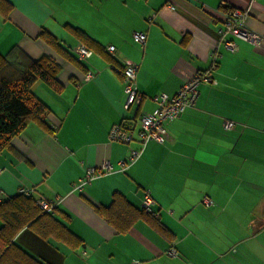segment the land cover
<instances>
[{
  "label": "crops",
  "instance_id": "obj_1",
  "mask_svg": "<svg viewBox=\"0 0 264 264\" xmlns=\"http://www.w3.org/2000/svg\"><path fill=\"white\" fill-rule=\"evenodd\" d=\"M7 1L13 9L8 19L0 14V56L23 70L51 57L63 90L41 82L33 87L49 108L52 130L30 123L0 152V203L21 188L33 190L35 200L61 198L52 215L81 240L74 248L25 228L14 244L40 264H264V42L255 47L229 37L238 45L232 53L218 34L219 6L226 2L247 10V26L264 37V0ZM67 25L105 50L114 47L108 56L115 65L93 50L80 62L75 48L81 44ZM44 29L80 66L40 38ZM135 32L146 33L144 46L134 42ZM213 52L216 84H201L195 107L165 124L166 143H148L139 160L120 171L138 148L140 119L156 109L154 98L173 97L206 73ZM125 65L139 66L142 95L128 109L120 75ZM226 121L235 127L225 130ZM122 123L134 132L129 145L110 140ZM105 162L116 172L73 191L87 169ZM116 192L141 209L149 193L152 215L166 234L143 219L117 232L96 211Z\"/></svg>",
  "mask_w": 264,
  "mask_h": 264
},
{
  "label": "trees",
  "instance_id": "obj_2",
  "mask_svg": "<svg viewBox=\"0 0 264 264\" xmlns=\"http://www.w3.org/2000/svg\"><path fill=\"white\" fill-rule=\"evenodd\" d=\"M12 9L10 2L0 0V14L4 19H8ZM66 29L81 45L106 56L115 65L108 56L110 53L84 31L69 25ZM40 38L64 59L80 66L77 58L51 32L44 29ZM59 73L60 66L49 56L30 62L24 70L0 56V152L10 148L12 139L20 135L30 123L51 132L52 129L46 121L49 108L36 97L33 87L41 82L55 93L62 92ZM96 211L119 233H126L140 219L150 222L164 234L167 232L151 213L134 207L119 192L114 193L109 206H101ZM25 228L33 229L45 239L54 237L74 248L81 244V240L64 224L51 213L42 211L33 196L18 194L0 203V264H40L14 244L16 236Z\"/></svg>",
  "mask_w": 264,
  "mask_h": 264
},
{
  "label": "built area",
  "instance_id": "obj_3",
  "mask_svg": "<svg viewBox=\"0 0 264 264\" xmlns=\"http://www.w3.org/2000/svg\"><path fill=\"white\" fill-rule=\"evenodd\" d=\"M170 9L173 10L172 7ZM219 9L221 14V25L218 30L220 37L219 41L224 43L232 53H236L238 51V45L229 37L249 42L255 47H260L262 45L264 42V37L250 30L247 26V20L249 18V12L247 10L234 8L228 5L226 2H222L219 6ZM133 40L135 43L144 46L147 41V35L143 32H135L133 34ZM107 51L110 54H113L114 47L107 48ZM75 53L80 62L88 60L93 55L92 51L87 49L84 45L77 46L75 48ZM211 57L212 65L210 69L204 74H196V76H194L190 81L185 83V85L175 96L168 97L166 95H160L154 98V101L157 104L156 109L152 113L142 116L140 119V127L137 133L138 148L131 150L129 159L127 161L120 162V171L124 172L126 169L136 163L142 156L148 143H166L168 139V133L165 128V124L178 119L188 109L195 107L200 95L199 86L201 84H216L212 74L217 68V56L215 52L212 53ZM138 69V65H125L120 72L124 90L127 95L125 109H128L134 105H139L142 100V95L137 84ZM89 79L90 76L86 77V80ZM234 127L235 122L233 121H226L224 124L225 130H231ZM110 140L129 145L135 140L134 132L125 124H118L114 126L110 132ZM115 172L116 170L109 162L103 163L98 168H89L86 170L85 176L74 185L73 191L83 192L84 188L88 184ZM19 194L30 197L33 195V190L21 188L19 190ZM61 202V198L49 200L41 197L36 200V205L45 213L52 214ZM153 204L154 201L152 200L151 196L149 193H146L144 195L142 209L151 214H155L152 209ZM204 204L212 205L213 201L205 198ZM168 254L170 256H175L176 250L171 249ZM134 264L142 263L136 262Z\"/></svg>",
  "mask_w": 264,
  "mask_h": 264
}]
</instances>
